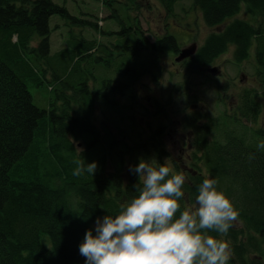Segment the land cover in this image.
I'll use <instances>...</instances> for the list:
<instances>
[{
    "label": "trees",
    "instance_id": "1",
    "mask_svg": "<svg viewBox=\"0 0 264 264\" xmlns=\"http://www.w3.org/2000/svg\"><path fill=\"white\" fill-rule=\"evenodd\" d=\"M58 1L0 0V264H85L79 252L85 233L93 229L95 234L97 218L118 215L138 195L139 176L132 169L142 158L160 164L171 158L166 137L172 132L183 133L190 152L177 218L196 206L204 179L218 180V190L239 211L225 237L231 248L228 264H264V150L257 149L264 131L249 127L262 112L256 100L264 94V0H194L215 31L189 59L209 67L232 46L238 64L252 53L258 64L261 88L242 92V120L224 136L203 104H192L193 112L183 116L189 107H179L190 85L184 92L180 88L169 106L154 96L147 101L149 109L142 106L144 78L158 85L165 58L182 50L168 32L152 40L142 24V1L102 0L114 31H105L104 20L94 16H74ZM156 1L174 17L185 0ZM57 18L69 28V37L67 47L51 56ZM90 28L108 44L86 38ZM48 77L58 89L46 110L35 105L27 82L43 86ZM142 110L149 114L141 116ZM207 118L211 133L204 132ZM230 137L234 145L224 147ZM249 153L255 154L251 162ZM75 159L96 162L94 175L74 176ZM167 164L181 173L177 164Z\"/></svg>",
    "mask_w": 264,
    "mask_h": 264
},
{
    "label": "clouds",
    "instance_id": "2",
    "mask_svg": "<svg viewBox=\"0 0 264 264\" xmlns=\"http://www.w3.org/2000/svg\"><path fill=\"white\" fill-rule=\"evenodd\" d=\"M264 150V141L257 145ZM255 159L249 153L248 160ZM74 176L94 175L97 164L75 159ZM139 176L138 195L121 206L118 215L97 218L95 234L87 230L79 246L85 264H228L227 237L239 211L218 190V180L206 178L198 186L195 207L181 209L186 177L173 173L167 161L141 159L132 169ZM211 233H217V236Z\"/></svg>",
    "mask_w": 264,
    "mask_h": 264
},
{
    "label": "rangeland",
    "instance_id": "3",
    "mask_svg": "<svg viewBox=\"0 0 264 264\" xmlns=\"http://www.w3.org/2000/svg\"><path fill=\"white\" fill-rule=\"evenodd\" d=\"M139 1H142L143 6L142 24L143 27L148 30V34L152 40L155 37L162 36L168 32L176 37L182 46V49L189 48L195 43L200 47L204 44L208 36L215 31L205 24L203 15L194 5V0H185L183 3L178 4L174 17H169L162 5L156 0ZM58 2L59 4L65 3L70 13L74 16L82 18V14H87L88 19H91L90 16H94L99 18L100 21L104 20V26L103 23L99 24L103 26L102 28L105 31L117 30L116 25L112 20H105L108 15L102 0H60ZM242 18H245L244 14L242 15ZM52 25L55 29L53 30L51 36V56H54L57 52L67 47L69 28L58 18L53 21ZM85 37L88 39L97 38L98 40L105 42V44H108L107 40L101 39L98 33L91 28L85 31ZM111 40L114 41L119 39L113 37ZM37 44L38 40L32 43V47H36ZM233 51L234 47H231L212 65L203 68L195 64L192 59L177 62L180 54L168 55L164 60L165 73L163 74L161 82L157 85L153 82L151 77L144 78L142 81L144 86L141 91L143 94L142 106L149 109V102L147 101L150 99L152 100L153 96L156 99L161 100L165 107L169 106V103L166 102L169 101L172 96L177 97L179 95L178 92H180V88H183L184 90L182 92H184V87L190 85L189 96L179 107L180 110L189 107L187 113L183 116L185 117L193 112V109L190 107L192 104L200 103L207 106V111H209V115L211 117L215 119L222 117L225 110L229 109L230 105L236 106V99L239 100L245 89H252V87L257 90L260 89L256 79L258 64L254 53L248 60L238 64L233 57ZM28 58L35 66L37 65L34 60L38 59L34 56V54L29 55ZM193 58H195V56H193ZM38 64L40 65V63ZM214 68L221 70L222 73L220 75L219 73H212L211 70ZM60 72L63 75V72ZM49 76L52 77L51 71ZM50 77H48V81H46L43 86L27 82L30 91L33 94L35 105L46 110H49L50 103L52 102L55 92L58 89V85L52 81ZM226 80H229L230 84L226 86L227 91L224 99L220 100L223 88L225 84H227L225 82ZM200 89L203 90L198 93V90ZM146 91L151 94L149 95ZM144 98H146V101ZM258 101L263 106V112L261 113L257 124H255L254 129L261 130L264 129V98H259ZM145 113L142 110L141 116ZM146 114H149V112ZM147 119L148 117H145V120ZM102 121L103 118L99 115L97 119L98 125H102ZM157 122L158 121H155V123ZM172 133L173 136L168 135L166 137L168 148H171V158L167 160V163L177 164L181 173H183L187 180V170L189 166V163L187 162V155L190 152L186 151L187 144L183 141L185 140V136L183 133L180 135H175L174 132ZM181 149H184L185 151H182Z\"/></svg>",
    "mask_w": 264,
    "mask_h": 264
},
{
    "label": "flooded vegetation",
    "instance_id": "4",
    "mask_svg": "<svg viewBox=\"0 0 264 264\" xmlns=\"http://www.w3.org/2000/svg\"><path fill=\"white\" fill-rule=\"evenodd\" d=\"M196 44V43H195ZM198 46V45H197ZM232 47V46H231ZM230 47V48H231ZM198 49H199V46H198ZM226 53V52H225ZM225 53H223V54H225ZM222 54V55H223ZM254 55H255V53H254ZM251 56H253V53H252V55ZM233 57H234V51H233ZM256 59V58H255ZM214 69H216L215 71V73H219V75L222 73V71L221 70H217V68H214ZM213 70V69H212ZM211 70V71H212ZM212 73H214L213 71H212ZM262 75V74H261ZM256 79H257V81H258V85H259V87L261 88V84H260V78H259V74H257L256 73ZM227 84H225V86H224V88H223V92L221 93V97H220V100H223L224 99V96L226 95V91H227V89H226V86L227 85H229L230 83H229V80H226L225 81ZM252 90H254V91H257V89H255V88H253L252 87V89H245L244 90V92L245 91H252ZM259 95H262V96H259ZM259 95L257 96V100L256 101H258V99L259 98H264V94L262 93V92H259ZM234 98H235V96H234ZM236 102H237V104H236V106H233V105H230L229 106V109H226L225 110V113L223 114V116L222 117H219V118H217L218 119V121L220 122V125H219V127H220V129H221V135L222 136H224L225 134H226V132L227 131H232L233 130V128L237 125V122L239 121V120H242V119H240V117H239V115H240V113H239V106H240V98H239V100L238 99H236ZM259 104H261L260 102H259ZM261 106H262V104H261ZM262 108H263V106H262ZM207 109V108H206ZM262 112H263V110H262ZM261 112V113H262ZM209 116V115H208ZM207 116V117H208ZM260 116H261V114H260ZM260 116H259V118L257 119V121L256 122H251V124L249 125V127H251V128H253L252 129V132H256V133H258V132H263L264 131V129H261V130H256V129H254V126H255V124H257V122H258V120L260 119ZM207 121H204L203 123H204V132H212V129H213V125H210V123H209V120H208V118L206 119ZM246 120H244V124H247V122H245ZM208 139H209V141L211 142L212 141V143L213 142H215L214 141V139H212L210 136H209V134H208ZM224 139V138H223ZM216 145V144H215ZM222 145H224V147H227V146H233L234 145V140H233V138H231L230 137V139L229 140H226V139H224V143L222 144ZM236 146V145H235ZM225 149V148H224ZM224 151V150H223Z\"/></svg>",
    "mask_w": 264,
    "mask_h": 264
},
{
    "label": "water",
    "instance_id": "5",
    "mask_svg": "<svg viewBox=\"0 0 264 264\" xmlns=\"http://www.w3.org/2000/svg\"><path fill=\"white\" fill-rule=\"evenodd\" d=\"M197 51H198L197 44H194L189 48L182 49V51L179 55V58L177 59V62H182V61H185L189 58H192L193 56L196 55ZM215 70L216 69H213L212 71L215 73L216 72Z\"/></svg>",
    "mask_w": 264,
    "mask_h": 264
}]
</instances>
